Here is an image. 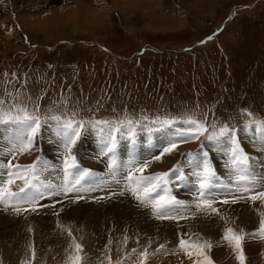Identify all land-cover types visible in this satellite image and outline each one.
I'll return each instance as SVG.
<instances>
[{"label":"rangeland","instance_id":"rangeland-1","mask_svg":"<svg viewBox=\"0 0 264 264\" xmlns=\"http://www.w3.org/2000/svg\"><path fill=\"white\" fill-rule=\"evenodd\" d=\"M44 2H47V7ZM48 2L50 1L0 0V101H4L0 107L5 110L13 105L26 108L28 113L41 121L40 130L27 152L10 153L8 148L0 145L1 152H8L1 174L5 175L7 172L5 165L9 161L21 166L35 164L37 179L32 190L36 189V185H44L45 189L54 193L52 185L41 178L45 175L44 170L55 159L58 172H54V175L61 173L63 181H66L64 184L73 181L69 179L71 174L66 175L65 171L76 169L80 170L77 176L81 184L85 182L82 180L86 178L84 174L89 177L97 175L101 183H112L111 188H114L113 184L120 181L117 175L128 164V161H122L124 164L120 165L119 152L122 144L124 147L134 146L143 136L146 139H142L145 141L144 147L154 151L160 148V151L161 142L167 136L170 143L166 142L164 148L175 142L176 149L160 154L157 164L152 162V166L141 174L150 176L169 172L174 167L177 169L170 176L167 187L180 203L170 206L168 210L184 207L187 201L183 198H187L186 191L191 187L197 197L191 202L193 206L200 197L199 199L205 198L204 200L212 202V208L218 212L231 206L238 210L243 206L256 207L253 205L259 200L252 202L247 199L248 193L237 190L232 193L222 185L226 179L223 177L224 171L229 175L235 174L222 159L224 155H227L228 160L232 159L231 137L216 135L214 139L207 140L205 136L219 133L221 128L227 127L235 131L240 147L251 157L249 161L255 159L256 163L264 160L263 148L245 147V142L250 137L253 140L258 136L254 134L257 133L254 122L264 121V0H99L102 12L104 10L100 18L95 15L101 8L93 0H80L78 5L70 4L68 0H53L55 5H49ZM93 14L94 18L90 16ZM52 35L56 37L52 38ZM55 117H59V120L54 119ZM189 118L202 123L207 128V133L195 139L181 135L188 128L185 122ZM69 121L79 131L78 137L72 136L74 143L68 141L62 151L50 149L51 144L42 143L43 132L51 125L60 127L65 137L71 135V129L65 127V123ZM8 127H12V130ZM16 127L11 124L0 125V135L8 130V133L15 136L13 129ZM20 128L19 126L18 129ZM89 129H93L94 137H104L107 146L97 155L94 163L85 160V153L78 152ZM22 130L17 136L20 139L26 135ZM247 136L249 137L246 138ZM260 138L264 140V136ZM66 156L75 157V166L67 170L64 167ZM195 156L198 157L196 165L200 168L180 173L183 162L188 164L184 169L193 168L189 161L192 162ZM215 159L224 163L221 170L213 165ZM248 163L233 166L248 175L246 167L250 162ZM206 164L211 174L208 175V187L204 193L209 194V197L205 194L201 197L199 181L205 175ZM133 171L128 172L126 179L130 173L134 174ZM251 172L253 173L252 170ZM259 176L264 180V176ZM232 178H229L228 184ZM115 180L117 181L114 183ZM16 182L12 188L18 191L24 184L21 180ZM123 189L115 188L110 191L108 187L107 193L103 195L96 191L81 190L79 194L74 190L69 196L59 192L61 195L55 198L46 194L45 201L20 204L11 201L8 207L0 203V264H71L68 258L76 254L74 241L83 249L80 253L83 257L81 264H117V261L120 264L123 261L126 264H141V253L149 251L148 248L158 249L160 246V243L148 246L144 238H160L163 247L160 246L159 249H164L169 244V238L175 237L173 241L179 244L180 235L170 234L169 230H163L165 232L162 235L156 230L145 234L139 227L141 225L136 222L134 224L133 220L131 223L127 222L130 218H123L122 210L131 206L141 211L145 208L140 206L141 202L129 190L126 191L131 196L125 199ZM258 190L264 189L255 191ZM233 195H243L245 199H237L233 203ZM225 200L229 202L225 204ZM259 204V214L256 217L241 215L242 212L238 211L237 219L228 216L227 224L219 217L216 218V226L221 223L220 232L231 227L237 234L246 235L249 224H255L258 220V224L254 225L257 226L255 230L258 229L261 213H264V201ZM12 207L22 208L21 213H16ZM146 207L152 211L146 212L147 220L151 218L152 221L156 220V225L177 228L182 235L184 225L192 222L196 224V221L203 223L202 225L208 224L207 217L210 215L207 213L209 209L200 213L194 207V214L166 220L157 218L150 204ZM168 210L169 216L172 210ZM119 217L122 219H118ZM202 217L206 220L202 221ZM115 221H118L117 224ZM189 231L196 240L191 234L185 235L183 239L202 244L212 241V247L204 250L212 264H239L237 253L232 247L229 259L221 258L220 262L212 260L207 253L215 246L212 235L209 234L211 230L208 233L199 229ZM253 238L264 245V239L258 235ZM250 240L252 239L248 238L247 242ZM135 249L140 252L137 254L133 251ZM177 249L180 250L175 246L170 250ZM243 253L244 264H264V252L257 250L250 255L246 251ZM155 254L150 252L148 257H152L156 264H167L160 258L163 255L158 254V258ZM253 254V261L248 263V257ZM129 256L128 263L124 259ZM148 257L144 264L150 261ZM197 259L203 264L204 257L195 255L192 261L185 264H193ZM180 263L182 261L177 257L173 264Z\"/></svg>","mask_w":264,"mask_h":264},{"label":"bare ground","instance_id":"bare-ground-1","mask_svg":"<svg viewBox=\"0 0 264 264\" xmlns=\"http://www.w3.org/2000/svg\"><path fill=\"white\" fill-rule=\"evenodd\" d=\"M19 1V0H18ZM22 1V0H21ZM50 2H48V4L49 5H55V3L53 2V0H49ZM52 1V2H51ZM54 1H57V0H54ZM69 2L68 3H73L74 5L75 4H77V3H80L79 1L80 0H68ZM59 2V1H58ZM81 2H83V1H81ZM44 3H46V7L48 6L47 5V2H44ZM93 3L94 4H96L97 5V7L99 8H101L97 13H96V15H95V17H98V18H100L101 16H102V14L104 13V10H103V12H102V5L100 4V2H99V0H93ZM78 5V4H77ZM51 6H49V8H50ZM52 8V7H51ZM75 11V10H74ZM82 13V12H81ZM106 13V12H105ZM75 14V13H74ZM95 14V13H94ZM94 14L93 15H90L91 17H93L94 18ZM82 16V15H81ZM78 18V17H77ZM81 18V17H80ZM78 22V21H77ZM30 23V22H29ZM55 23V22H54ZM53 23V25H55V26H57L56 24H54ZM0 24H1V22H0ZM35 24V23H34ZM67 24H69V23H67ZM90 24V23H89ZM31 25V24H30ZM77 25V24H76ZM75 25V26H76ZM79 25V24H78ZM40 26V25H39ZM38 26V27H39ZM41 28H45V27H41ZM34 29V28H33ZM40 31V30H39ZM55 32V31H54ZM33 33V32H32ZM71 33V32H70ZM79 33V32H78ZM52 38H55L54 37V35H52L51 36ZM94 126V125H93ZM95 126H97V125H95ZM21 128L20 129H18L19 128V126H17L16 128H14L13 129V132H14V134H15V136H13L11 133H8L9 131L7 130V131H3V133H1V135H0V145H3L4 147H6V148H8L9 149V151L8 152H13V149H14V147H16V146H19L20 145V143L23 141V139H20V138H18L17 136H19L21 133H19L22 129H24V130H22V131H24V132H26L27 133V129L24 127V126H20ZM6 128V127H5ZM10 130H12V127L10 128V127H8ZM93 128V127H92ZM98 128V127H97ZM100 129H101V127H100ZM108 129V128H107ZM124 129V128H123ZM100 131V130H99ZM106 131V130H105ZM109 131V130H108ZM96 132H98V131H96ZM111 132V131H110ZM246 133V132H245ZM25 134V133H24ZM123 134V133H122ZM254 134L255 135H258V136H256V137H254V139L252 140L251 139V137L248 139V141L247 142H245V147L247 148V149H251L252 147H254L255 148V146L256 147H260V148H263V150H264V140L263 139H261L260 137H262V135L261 134H259V133H255L254 132ZM23 135V134H22ZM62 135V136H61ZM139 135V134H138ZM163 136H165L164 135V133L162 134ZM180 135V134H179ZM248 135H249V133H248ZM83 136V135H82ZM110 136V135H109ZM254 136V135H253ZM84 137V136H83ZM82 137V138H83ZM108 137V136H107ZM249 136H247L246 138H248ZM53 138H55L56 139V141H55V139H54V141H52L51 139H53ZM42 139H43V142L42 143H44L45 145H47V144H51V145H49V146H51V148L50 149H54V150H60V151H62V148H64V147H66V145L65 144H68V141H69V139H68V137H65V135H63V132H62V130H60V127H58V126H53V125H51L50 127H46V129L44 130V132H43V137H42ZM142 139L143 140H145L146 141V139L145 138H143V136H142V138L140 139L141 141H137L136 142V145H132V146H127V147H124V145L122 144V148L120 149V152H119V161H120V165L122 166L124 163H122V161H128L127 163V166L124 168V169H122L121 171H120V173H119V175H117V176H119L118 178L120 179V181L119 182H116L117 180H115L114 181V183L115 184H113V187L114 188H111V185L110 184H112V183H109V184H107V183H101L100 182V180L98 179V176L97 175H92L91 177H89V176H87L88 174H84V176L86 177V178H84V179H82L83 181H85V182H83L82 184H81V180L78 178V173L80 172V170H76V169H71V170H69V171H67V173L68 174H71V176L69 177V179L71 178L73 181H71V182H69V183H66V184H64V182H66V181H63V178L61 177L62 175H61V173H59L58 175H54V172H56L57 171V169H56V164H55V159H54V161H52L50 164H49V166L44 170V173H45V175L41 178L42 179V181H47V183H49L50 185H52V188L54 189V193H52V192H50V191H52V190H49V189H45L44 188V185L43 186H39V185H36V189H31L30 191L28 190V192L26 193V194H22V195H24V199H26L27 201H29V202H38V201H40V202H42V201H45V199H46V197H44L46 194H50V196H52L53 198H55V197H58V196H60L61 195V193H59V192H64V193H66V194H68V195H65V196H69L70 194H72V192L75 190V191H78V194H79V190H81V191H83V192H92V191H96V192H98V193H100V194H104V193H107V191H108V187H110V191H112V190H114L115 188H119V189H123V188H125V189H123V191H122V193H123V195H125L126 197H124L125 199H127V198H129L131 195L128 193V191H126V190H128L129 189V185H130V182H129V180L128 179H126V175L128 174V172H130L131 170H134L133 172H134V174H132L134 177H140L142 174L140 173V172H135V169L136 168H139V167H143V165H145L146 163H148L147 165V167L146 168H144V170L145 169H148V168H150L152 165V162H155L156 164H157V160L155 159V154H161V152H162V149L164 148V145H165V143L166 142H168L167 141V136H165V138L163 139V141L161 142L162 143V145L160 144V143H158V144H160L161 145V150L159 151V149L158 148H156L157 150H153V149H150V148H146V147H144V143H145V141L143 142L142 141ZM245 139V138H244ZM83 140V144H82V146H78L79 148H78V152H81V153H85L86 155H85V160L86 161H88L89 163H94L93 161H94V159L97 157V155H99V154H101L102 153V151L103 150H105L106 149V143H105V139H104V137H94L93 136V129H89L87 132H86V135H85V137L82 139ZM109 140V139H108ZM42 141V140H41ZM51 141V142H50ZM173 141V140H172ZM177 141V140H176ZM249 142V143H248ZM39 143V142H38ZM168 143H170V142H168ZM8 144H10V145H8ZM11 144H13V145H11ZM157 144V146H159ZM39 145V144H38ZM222 145V144H221ZM40 146V145H39ZM38 146V147H39ZM211 146V145H210ZM223 147H225V145L223 146ZM3 148V147H2ZM39 148H41V146L39 147ZM38 148V149H39ZM4 149V148H3ZM42 149V148H41ZM67 149V148H66ZM69 149V148H68ZM256 149V148H255ZM34 150V149H33ZM48 150V149H47ZM64 150V149H63ZM5 151V150H4ZM1 152V150H0V176H4L3 174H1V172H2V167H4V164L6 163V158H7V156H8V152ZM31 151V150H30ZM27 152V151H26ZM32 152V151H31ZM37 152V151H36ZM52 152V151H51ZM77 152V153H78ZM106 152V151H105ZM159 152V153H158ZM25 153V152H24ZM48 152H46V154H47ZM29 154V153H28ZM44 154V153H43ZM48 154H50V153H48ZM57 154V153H56ZM88 155V156H87ZM31 156V155H30ZM49 156V155H48ZM51 156V155H50ZM53 156H54V154H53ZM52 156V157H53ZM80 156V155H79ZM83 156V155H82ZM203 156V155H202ZM225 156V157H224ZM223 157H222V159H223V161L225 162V165L230 169V170H232L233 172H235V174L233 175V174H231V175H229V174H226L225 173V171H224V174L223 175H225V176H223L224 178H226L224 181H223V183H222V185H223V187H225L224 189H229L232 193L235 191V190H237V189H239V188H242V187H249V188H254L255 190L256 189H264V180H262L261 178H260V176L259 175H261V176H264V166H262V165H264V160L263 161H261V162H256V163H254L255 162V159L253 160H250V161H248V162H250V165L249 166H247L246 167V169H248V175H245L243 172H240L239 170H236V169H234V167L235 166H233V163H232V159L230 160H228L227 159V155H224ZM200 157V156H199ZM220 157V156H219ZM101 158V157H100ZM103 158V157H102ZM251 158V157H250ZM253 158V157H252ZM263 158H264V156H263ZM83 159V158H82ZM104 159V158H103ZM121 159H123V160H121ZM197 159H198V157H196L195 156V158L194 159H192L193 161L192 162H190L189 161V164L191 165V167H193V168H190V169H184L188 164H186L185 165V163L183 162V164H184V166L183 167H181L180 168V170H179V172L180 173H186L187 171H194L195 169H198V168H200V166L199 167H197V165H196V162H198L197 161ZM220 159V158H219ZM213 160V165L214 166H217L220 170H221V166H223V162H222V160ZM225 159V160H224ZM257 159V158H256ZM50 160V159H49ZM98 160V159H97ZM105 160V159H104ZM146 160V161H145ZM46 161V160H45ZM57 161H59V160H57ZM185 162H187V160H184ZM48 162V161H47ZM97 162H99V161H97ZM205 162V161H204ZM45 163V162H44ZM60 162H58V164H59ZM96 163V162H95ZM100 163V162H99ZM191 163H193V164H191ZM199 164V163H198ZM202 165H203V163H201ZM200 164V165H201ZM249 164V163H248ZM45 165H46V163H45ZM95 165V164H94ZM142 165V166H141ZM206 165H208V164H206ZM6 166V165H5ZM50 166H51V168H50ZM92 166V165H91ZM137 166V167H136ZM180 166V165H179ZM99 167V166H98ZM232 167V168H231ZM44 168V167H43ZM260 168V169H259ZM95 169V168H94ZM106 169V168H105ZM182 169H184V170H182ZM219 169H217V170H219ZM225 169H226V167H225ZM60 170V169H59ZM182 170V171H181ZM228 170V169H227ZM251 170L253 171V173L251 172ZM242 171H244V170H242ZM58 172V171H57ZM66 172V171H65ZM104 172V171H103ZM219 172V171H218ZM232 172V173H233ZM3 173H4V171H3ZM62 173H64V172H62ZM99 173V172H98ZM138 173H140V174H138ZM250 173V174H249ZM100 174V173H99ZM78 175V176H77ZM106 175V174H105ZM108 175V174H107ZM229 175V176H228ZM55 176L57 177L56 179H55ZM101 176V175H100ZM222 176V175H221ZM236 176V177H235ZM242 176H244L245 177V179H243V180H241V179H238L239 177H242ZM64 177V176H63ZM83 177V176H82ZM124 177V179H122V178ZM230 177H233L230 181H229V184H228V180H229V178ZM238 177V178H237ZM101 178H102V176H101ZM106 178V177H105ZM237 178V179H236ZM79 179V180H78ZM112 179H114V178H112ZM111 180V179H110ZM77 181H79L78 183H77ZM109 182V181H108ZM17 183V182H16ZM19 183H21V182H19ZM44 183V182H43ZM72 185H73V187H72ZM133 185H135V180H133L132 182H131V186H133ZM19 186V185H18ZM16 188V187H15ZM43 190H42V189ZM69 189H71V190H69ZM12 190H14V187L12 188ZM199 190V189H198ZM15 191V190H14ZM55 191L57 192V193H55ZM117 191V190H116ZM259 191V190H258ZM69 192H71V193H69ZM82 192V193H83ZM177 192V191H176ZM179 192V191H178ZM180 192H182L183 193V191H181L180 190ZM74 193V192H73ZM232 193H231V195H232ZM85 194V193H84ZM120 194V193H119ZM206 196H208L209 194H207V193H204ZM63 195V194H62ZM98 195V194H97ZM96 195V196H97ZM116 195V194H115ZM121 195V194H120ZM123 195L121 196L122 198H123ZM186 197L187 198H183L184 199V201H187V203H186V205L184 206V207H178L177 209H174V210H172V209H170V210H172V213H171V215L173 216V218L174 217H180V216H189L190 214H194L195 212H194V207L195 206H193L192 204H191V202L193 203L195 200L193 199V198H196L197 199V197H195V191H194V189H193V187H191V188H189L188 189V191H186ZM226 195L228 196V194H227V192H226ZM73 196V195H72ZM86 196V195H85ZM201 196V195H200ZM205 196V197H206ZM234 196V195H233ZM51 197V198H52ZM75 197V196H74ZM82 198L84 197V196H81ZM93 197V196H92ZM112 197V196H111ZM209 197V196H208ZM235 197V196H234ZM238 197V196H237ZM73 198V197H72ZM87 198V197H86ZM117 198V197H116ZM200 198V197H199ZM207 198V197H206ZM98 199H99V197H98ZM108 199H109V197H108ZM205 199V198H204ZM208 199H210V198H208ZM220 199V198H219ZM47 200V199H46ZM59 200H60V198H59ZM62 200V199H61ZM83 200V199H82ZM133 201H134V199H132ZM54 201H58V200H54ZM80 201V200H79ZM78 201V202H79ZM104 201H105V199H104ZM15 202V204L16 203H24V201L23 200H21V201H14ZM260 202H263V201H259L256 205H253V206H256L255 208L254 207H252V206H250V207H248V208H246V206H243V208L242 207H240L239 208V210L238 209H233L232 208V206L231 207H229V208H226L224 211L222 210L221 212H222V214H220L221 212H212L211 211V209H209L208 210V212L207 213H209L208 215V224L206 225V224H204V225H202L203 223H201V224H199L197 221H196V224H193V222L192 221H194V220H191V224L190 223H188V222H186L185 221V223H188L189 224V226H188V224L187 225H184V228L182 229V230H180V231H182L184 234L182 235L180 232H178V230L179 229H177V228H174V227H166V226H159V225H156L157 223H156V220L155 221H152V220H147V216H148V214L146 213V212H148V213H152V211L148 208V207H146V205H148V204H145V203H141L140 204V206H142V208H145V210H143V211H141V210H139V209H137V210H139V211H141V212H139V211H137V210H135L134 209V207H126V206H124V207H126V209H124V210H122V216H124L123 218H125V217H128V218H130V220H128L127 222H130L131 223V220H133L132 222H134V224H135V222L137 223V224H139V225H141V226H139V227H141L142 229H143V231L145 232V234H146V232H153V231H160V235H162V234H164V232L165 231H163V230H169V232L168 233H170V234H172V233H174L175 235H180V237H181V235L183 236L182 238H184V236L185 235H187V234H191V233H188V232H190L189 230H194V229H199V231L201 230V231H203V230H205V232H207V231H212L211 233L209 232V234H211L212 236V239H213V242H215L214 243V247H213V249H211L209 252H207L208 254H209V256L212 258V260L213 259H215V260H217V261H219L220 262V259L221 258H225V259H229L230 258V254H229V252H231L230 251V248H231V246L228 244V242L227 241H225L224 239H223V235H224V230H225V228L220 232V230H219V227H220V225H221V223H220V225L219 226H216L217 224H218V222H217V224H216V222H215V220H216V218H220L221 220H223V222H225L226 221V219H228V216L230 217H233V218H236L237 219V214H239L238 213V211H240V212H242V214L241 215H245V216H255L256 217V214L258 215L259 214V212H258V210H257V208H258V206L260 205L259 203ZM45 203V202H44ZM51 203V202H50ZM101 203V202H100ZM124 203V202H123ZM212 203V202H211ZM217 203V202H216ZM220 203V202H219ZM128 204V203H127ZM133 204V203H132ZM226 204V203H225ZM23 205V204H22ZM28 205V204H27ZM91 205V204H90ZM223 205V204H222ZM23 207V206H22ZM30 207V206H29ZM59 207V206H58ZM123 207V208H124ZM150 207V206H149ZM13 208V207H12ZM24 208V207H23ZM31 208V207H30ZM64 208V207H63ZM73 208H75V207H73ZM83 208V207H82ZM22 209V208H21ZM49 209H51V208H49ZM52 209H53V207H52ZM60 209V208H59ZM58 209V210H59ZM76 209H78V208H76ZM86 209V208H85ZM105 209V208H104ZM222 209V208H221ZM25 210V209H24ZM27 210V209H26ZM55 210V209H54ZM65 210V209H64ZM68 210V209H67ZM170 210H168V211H170ZM196 210V209H195ZM12 211V210H11ZM23 211V210H22ZM57 211V210H56ZM70 211H72V210H70ZM69 211V212H70ZM74 211H75V209H74ZM87 211V210H86ZM103 211V210H102ZM16 212V211H15ZM38 212V211H37ZM51 212H53V211H51ZM66 212V211H65ZM77 212V211H76ZM197 212V211H196ZM202 212V211H201ZM200 212V213H201ZM204 212V211H203ZM17 213V212H16ZM21 213V212H20ZM41 213H42V211H41ZM46 213V212H45ZM57 213V212H56ZM62 213V212H61ZM80 213H81V211H80ZM82 213H83V211H82ZM86 213V212H85ZM88 213V212H87ZM1 214V213H0ZM26 214V213H25ZM32 213H30V215H31ZM35 214V213H34ZM54 214V213H53ZM64 214V213H63ZM104 214V213H103ZM109 214V213H108ZM203 214V213H202ZM217 214V215H216ZM11 215H13V214H11ZM37 215V214H36ZM42 215V214H41ZM45 215V214H44ZM48 215V214H47ZM52 215V214H51ZM78 215V214H77ZM110 215V214H109ZM112 216H113V214H111ZM118 215H120V214H118ZM150 215V214H149ZM171 215H169V216H171ZM214 215V216H213ZM9 216V215H8ZM26 216V215H25ZM89 216V215H88ZM116 216H117V214H116ZM200 216V215H199ZM202 216V215H201ZM3 217V216H2ZM34 217V216H33ZM36 217V216H35ZM44 217H46V216H44ZM86 217V216H85ZM90 217V216H89ZM94 217V216H93ZM115 217V216H114ZM204 217H205V215H204ZM240 217V216H239ZM259 217V216H258ZM26 218V217H25ZM28 218H29V215H28ZM32 218V217H31ZM48 218V217H47ZM110 218V217H109ZM116 218V217H115ZM190 218V217H189ZM199 218H201V217H199ZM198 218V219H199ZM206 218V217H205ZM203 219V217H202V221H204V220H206V219ZM9 219V218H8ZM38 219H40V218H38ZM114 219V218H113ZM118 219H122V218H118ZM126 219V218H125ZM180 219V218H179ZM197 219V220H198ZM238 219H240V218H238ZM5 220V219H4ZM11 220V219H10ZM9 220V221H10ZM27 220V219H26ZM45 220H47V219H45ZM44 220V221H45ZM167 220V219H166ZM169 220V219H168ZM170 220H171V218H170ZM219 220V219H218ZM230 220V219H229ZM3 221V220H2ZM89 221H90V219H89ZM121 221V220H120ZM146 221V222H145ZM238 221V220H237ZM41 222V221H40ZM118 222V221H117ZM117 222L115 221V223L117 224ZM122 222H123V220H122ZM195 222V221H194ZM201 222V221H200ZM207 222V221H206ZM222 222V221H221ZM6 223V222H5ZM37 223V222H36ZM43 223V222H42ZM114 223V224H115ZM121 222H119V224H120ZM124 223V222H123ZM123 223H122V225H123ZM129 223V224H130ZM156 223V224H155ZM198 223V224H197ZM205 223V222H204ZM237 223V222H236ZM3 224V223H2ZM7 224V223H6ZM5 224V225H6ZM8 224H10V223H8ZM115 224V225H116ZM133 224V223H132ZM226 224H227V221H226ZM225 224V225H226ZM249 224V223H248ZM252 224V223H251ZM249 224L250 225V227H249V230L247 231V233H246V235L244 236V239H246L247 241H248V238L249 239H252V240H250L249 242H247V241H245V240H243V242H242V246H243V251L245 252L246 251V253H248L249 255L252 253V252H254V251H262V252H264V245H262V243L261 242H259V241H256L254 238H253V236H251V235H247V234H249V233H251V232H253L254 230H255V228L257 227V226H254V225H256V224H258V220L256 221V223L255 224ZM39 225V224H38ZM45 224H43V226H44ZM126 225H128V224H126ZM224 225V224H223ZM222 225V226H223ZM46 226V225H45ZM103 226H104V224H103ZM125 226V225H124ZM129 226V225H128ZM131 226H133V225H130L129 227H131ZM156 226H158V227H156ZM199 226V227H198ZM221 226V228H223ZM122 227V226H121ZM134 227V226H133ZM133 227H131V228H133ZM137 227V226H136ZM214 227H217L218 229H215ZM226 227H227V225H226ZM259 227V226H258ZM135 228V227H134ZM43 229H45V228H43ZM47 229V228H46ZM125 229V228H124ZM136 230V229H135ZM155 231V232H156ZM196 231H198V230H196ZM195 231V232H196ZM235 231V230H234ZM142 232V231H141ZM194 232V231H193ZM192 232V233H193ZM194 232V233H195ZM237 232V231H236ZM180 233V234H179ZM202 233V232H201ZM204 233V232H203ZM208 233V232H207ZM149 234V233H148ZM153 234V233H152ZM157 234H159V232L158 233H156V235ZM167 234V233H166ZM165 234V235H166ZM63 235V234H62ZM155 235V236H156ZM159 235V236H160ZM207 235V234H206ZM158 236V235H157ZM191 236L192 237H194V235H192L191 234ZM207 236H209V235H207ZM33 237V236H32ZM50 237H52V236H50ZM50 237H49V239H50ZM152 237V236H151ZM161 237V236H160ZM163 237V236H162ZM179 237V238H180ZM196 237H197V235H196ZM34 238V237H33ZM142 238V237H141ZM166 238H169V237H167L166 236ZM173 238H175V237H173ZM173 238H169L170 239V242H169V244L166 246H164V249H162V248H160L159 249V247L162 245L161 243H162V241L160 240V238L158 239L157 237H152V238H144L143 240L145 241V244L146 245H155V244H158V243H160L159 245V247H158V249H152L153 247H151V249L150 248H148V250L149 251H147L148 253H150V252H153V253H156L155 254V256L156 257H158V254H161V255H163V256H161L160 258L162 259V261H166L167 262V264L168 263H170V264H173L175 261H177V257H178V260L180 259L181 261H182V263H180V264H185V263H187L188 261H192V258H189L188 257V255H186V253L184 252V251H180V250H170V249H172V248H174L175 246H178V244H177V242H175V241H173L174 239ZM178 238V240H180ZM190 238V237H189ZM54 239V238H53ZM163 239V238H162ZM193 239V238H192ZM194 239H195V237H194ZM198 239V238H197ZM208 239V238H207ZM209 239H211V238H209ZM167 240V239H166ZM196 240V239H195ZM194 240V241H195ZM201 240V239H200ZM49 241V240H48ZM52 241V240H51ZM50 241V242H51ZM64 241H66V240H64ZM144 241H142V242H144ZM202 241V240H201ZM206 241V240H205ZM208 241V240H207ZM55 242V241H54ZM57 242V241H56ZM142 242H140L141 244H142ZM165 242V241H164ZM163 242V243H164ZM171 242H173L172 244H170ZM199 242V241H198ZM204 242V241H203ZM209 242V241H208ZM210 242H212L211 240H210ZM55 244V243H54ZM59 244V243H58ZM166 244V243H165ZM201 244H202V242H201ZM34 245V244H33ZM47 245V244H46ZM212 245V244H211ZM49 246V245H48ZM137 246V245H136ZM156 246V245H155ZM154 246V247H155ZM132 247V246H131ZM212 247V246H211ZM128 248H130V246L128 247ZM136 248H138V247H136ZM142 248H144V250L146 249L145 248V246H143ZM142 248H141V250H142ZM157 248V247H156ZM135 251L137 252V254L140 252L139 250H137V249H135ZM143 251V250H142ZM258 253V252H257ZM256 253V254H257ZM136 254V253H135ZM152 255H154V254H152ZM255 254H253V255H251V256H249L248 258H250L249 260H248V263H251V261H253V256H254ZM64 256V255H63ZM136 256V255H135ZM151 256V255H150ZM154 257V256H153ZM155 257V258H156ZM149 258V257H148ZM159 258V257H158ZM158 258H156V259H158ZM150 259V261H147V263L146 264H156L157 262L155 261V260H153L152 259V257L151 258H149ZM148 259V260H149ZM126 262H128L129 263V261H130V256H129V258L127 257V258H125L124 259ZM134 259H131V261H133ZM126 264L124 261L121 263V264ZM133 262H131V264H132ZM136 264V263H135Z\"/></svg>","mask_w":264,"mask_h":264},{"label":"snow or ice","instance_id":"snow-or-ice-1","mask_svg":"<svg viewBox=\"0 0 264 264\" xmlns=\"http://www.w3.org/2000/svg\"><path fill=\"white\" fill-rule=\"evenodd\" d=\"M4 101H0V105H3ZM54 119L59 120V117H55ZM168 123V122H165ZM188 128L185 132L181 133V135H186L189 138H198L200 135H204L207 133V128L200 123L199 121L193 120L189 118L186 122ZM16 125V126H24L27 129V133L23 138V141L19 146L14 147L13 151L23 153L28 148L31 147L33 139L38 134L41 121L40 119L27 112L26 108L18 107L13 105L12 108L5 110L0 107V125ZM255 131L262 136H264V121L254 122ZM65 127L67 129H71V135H68V139L71 143L75 141L72 139V136H79V131L73 127L72 122H66ZM247 127V126H246ZM225 136L228 135L231 137L232 143V163L233 164H243L247 165L250 157L244 152V150L240 147L239 142L236 138L235 131L230 130L227 127L221 128L219 133L206 135L205 138L207 140L214 139V136ZM115 146V138H113V147ZM177 147V143L173 142L170 146L165 147L161 155L165 153H170L175 150ZM111 150V149H109ZM161 155L155 157L156 160L161 158ZM75 166V157L66 156L64 160L65 169H69ZM148 165L145 164L143 167L136 168L135 171L143 173L144 168ZM7 172L4 176H0V203H3L5 207L10 206L11 201H21L28 202L24 199V195L28 192V190L35 187V180L37 179L35 175L36 165H13L10 161L6 165ZM177 169L174 167L169 170V172L155 173L150 176L141 175L140 177H134L131 173L128 176V180L130 182L129 191L139 200L141 203L150 204L153 209V214L157 216L159 219H170L167 215V210L172 205H176L180 203L176 200L175 197L171 195L170 189L167 187L170 182V176L175 173ZM246 171V169H245ZM205 175L200 178L199 181V189L201 197L204 196V190L208 187V175L211 174L210 168L205 165L204 168ZM67 175V171L65 173ZM241 180L245 179V177H240ZM17 180L23 181L24 186L19 188L18 191L12 190V185L16 183ZM135 180V186H131V182ZM79 181H77L78 183ZM71 190V189H69ZM242 193H248L247 199H250L252 202L256 201H264V190L255 191L254 188L242 187L237 189ZM237 199H245L243 195L239 197H234L232 200L233 203L236 202ZM228 200H225L224 203H228ZM196 211H207L211 209L212 212H217V209L212 208L211 202L204 199L198 198V203L195 205ZM13 210L19 213L21 211L18 207H13ZM34 210V209H33ZM247 235L251 236H259L261 239H264V213H261V219L259 222V227L254 232L249 233ZM245 233L237 234L233 228L228 227L224 230L223 239L228 242V244L233 248V250L237 253V260L239 264H244V253L242 248V242L244 240ZM75 248V255L69 256V261L71 264H81L83 257L81 256V252L83 251L82 246L79 243L73 242ZM210 242H205L203 244L198 241L185 240L183 238L180 239L178 247L180 250L184 251L189 258H192L194 255L197 257L203 256L204 261L203 264H212L210 258L205 255V249L211 248ZM163 247V245H161ZM135 251V250H133ZM143 260L141 264H144V261L148 257V252L145 250L141 253ZM117 264H120V261H117ZM193 264H202V262L197 259L193 261Z\"/></svg>","mask_w":264,"mask_h":264}]
</instances>
